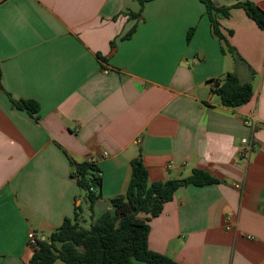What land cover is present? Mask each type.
Returning a JSON list of instances; mask_svg holds the SVG:
<instances>
[{"label":"crops","instance_id":"crops-1","mask_svg":"<svg viewBox=\"0 0 264 264\" xmlns=\"http://www.w3.org/2000/svg\"><path fill=\"white\" fill-rule=\"evenodd\" d=\"M244 2L264 11V0H213L230 8L216 18L236 62L201 0H149L140 17L138 0H0V264H30L29 234L47 240L78 207L90 225L75 164L100 169L95 221L126 194L139 156L150 183L195 170L217 180L140 215L150 250L180 264H264V30L235 7ZM228 73L252 84L247 104L212 94Z\"/></svg>","mask_w":264,"mask_h":264},{"label":"trees","instance_id":"trees-1","mask_svg":"<svg viewBox=\"0 0 264 264\" xmlns=\"http://www.w3.org/2000/svg\"><path fill=\"white\" fill-rule=\"evenodd\" d=\"M139 12L132 14L140 17L143 5L149 0H138ZM208 12L212 35L224 42L222 51L228 52L236 62L242 59L236 50L227 42L220 30L216 18L218 13L229 15L230 8L216 7L213 0H201ZM235 7L243 8L258 27L264 30V11L257 6L244 2ZM192 32L188 34L190 40ZM211 92L219 97L222 105L236 108L247 104L253 97L251 83H242L235 73H228L222 79L211 80ZM2 72L0 69V88ZM19 110L35 116L40 105L34 100L17 101L11 99ZM132 177L124 196L113 199V212L107 211L94 221V206L102 199L103 179L100 169L91 161L75 164L72 175L78 187L86 192L91 222L85 225L82 208H76L72 218H66L47 240H38L30 264H180L179 262L149 249V218H141V214L158 216L163 205L171 201L176 191L185 186H204L217 183V180L203 170H195L193 174L180 180L150 183L148 171L141 156L132 160Z\"/></svg>","mask_w":264,"mask_h":264},{"label":"built area","instance_id":"built-area-1","mask_svg":"<svg viewBox=\"0 0 264 264\" xmlns=\"http://www.w3.org/2000/svg\"><path fill=\"white\" fill-rule=\"evenodd\" d=\"M245 125L251 127L253 130H255L258 127L259 120L256 116H251L249 119L244 121ZM244 144H248L249 141L247 139H243L242 141ZM93 162V161H91ZM38 239L36 238L35 234L30 233L28 236V244L35 248L37 244Z\"/></svg>","mask_w":264,"mask_h":264},{"label":"rangeland","instance_id":"rangeland-1","mask_svg":"<svg viewBox=\"0 0 264 264\" xmlns=\"http://www.w3.org/2000/svg\"><path fill=\"white\" fill-rule=\"evenodd\" d=\"M59 264H66V263L60 261Z\"/></svg>","mask_w":264,"mask_h":264},{"label":"water","instance_id":"water-1","mask_svg":"<svg viewBox=\"0 0 264 264\" xmlns=\"http://www.w3.org/2000/svg\"><path fill=\"white\" fill-rule=\"evenodd\" d=\"M45 238H43V240H44Z\"/></svg>","mask_w":264,"mask_h":264}]
</instances>
